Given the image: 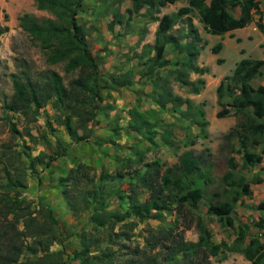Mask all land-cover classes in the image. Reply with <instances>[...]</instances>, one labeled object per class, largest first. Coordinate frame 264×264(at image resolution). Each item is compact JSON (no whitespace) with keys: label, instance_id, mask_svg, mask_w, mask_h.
I'll use <instances>...</instances> for the list:
<instances>
[{"label":"trees","instance_id":"16d2710c","mask_svg":"<svg viewBox=\"0 0 264 264\" xmlns=\"http://www.w3.org/2000/svg\"><path fill=\"white\" fill-rule=\"evenodd\" d=\"M176 1L132 0V6L127 8L128 19L135 14L158 23L153 44L143 45L149 46L153 53L137 73L140 78H147L155 84L153 76L157 75V70L172 64L176 69L174 79L186 86L188 92L198 93L205 81L202 78L189 80L187 71L203 75L207 68L194 63L198 51L191 43H182V39L171 32L177 17L186 16L187 23L191 25L190 13L196 10L207 33L223 35L245 27L258 14L257 27L262 30L260 0H209L208 4L205 0H187V5L176 12L158 15L161 8ZM83 3L84 0H35L36 8L48 12V16L23 13L18 17L21 28L37 41L47 64L62 65L65 74L76 73L67 82L54 69L46 70L38 78H33L28 72L21 77L13 75V94L10 101L3 103L2 110L3 113L17 112L24 117L26 125L22 130L9 122L10 130L13 135L26 136L33 145L41 141L39 136L32 134L29 124L38 118L41 109L48 103L58 112L53 121L64 128L71 140L80 142L93 137L96 143H102L92 132L93 123L101 110V90L117 85L128 87L136 75L128 69L110 75L104 81L105 85L109 81L108 86L102 84L97 56L92 52L86 29L78 18ZM235 7L240 9L238 16L230 11ZM118 23H122L121 20ZM7 30V25L0 24V35ZM194 31L191 28L189 32L193 41L196 38ZM143 38L144 35H141L138 41ZM168 46L175 48L181 56L174 61L167 58ZM221 46L219 42L211 51L217 53ZM184 53L187 56L184 57ZM261 68L264 70V59L242 58L216 88L219 109L215 116L237 117L235 124L223 134V139L228 141L225 146L228 156L220 188L208 189L214 180L203 162V154H195L191 149L184 150L171 165L160 159L144 162L143 171L134 168L116 175L101 171L95 177L89 174L92 170L90 164L78 162L65 176H60L61 192L70 213L79 216L87 212L88 227H82L78 233L79 247L71 252H67L64 232L52 208L34 203L22 195L27 187L28 174H37L36 167L47 166L58 153L50 155L41 150L32 156L28 145L18 149L1 144L0 264H73L72 261L78 264H211L209 257L217 255L224 247L241 253L250 264H264V218L255 223L259 235L248 239L246 227L238 225L235 242L244 245L234 247L226 246L223 241L212 242L210 229L199 210L200 203L206 201V213L232 227V214L237 203L242 197L252 195L251 184H260L263 180L259 175L247 179L244 174H239L235 157L241 159L245 170H252L263 158L264 85H251V80ZM165 94L168 95L165 100L153 98L159 110L179 113L181 117L189 113V98L170 92ZM183 104L186 105L185 111L180 108ZM199 113L204 116L202 111ZM139 118L136 124L130 122L129 128L152 142L157 122H151L145 113L139 114ZM192 122L204 133L205 120L198 122L192 118ZM47 125L52 129V122L47 121ZM194 143L191 141L189 145ZM127 165L130 166L131 162ZM126 177L127 187L122 188ZM114 180L119 182L117 186H113ZM139 188L148 192L143 200L139 197ZM113 199L117 203L112 207ZM258 207L264 211V202ZM172 210L184 220L189 217L190 223L179 228L172 222H162L164 214ZM148 220L159 223L135 232L140 223ZM192 222L198 230L196 241L184 237V231ZM55 244L61 245V248L53 249Z\"/></svg>","mask_w":264,"mask_h":264},{"label":"rangeland","instance_id":"374dc122","mask_svg":"<svg viewBox=\"0 0 264 264\" xmlns=\"http://www.w3.org/2000/svg\"><path fill=\"white\" fill-rule=\"evenodd\" d=\"M128 3L130 4L131 0H128V2L127 0H84L78 18L86 29L90 48L97 56L100 74L103 78L102 84L105 85L104 81L110 75L132 69L133 72H136L133 82L136 79L140 83H145L146 91L143 88L145 99L135 101L133 108L125 110L124 107L117 108L119 105H116V97L110 93L111 90L119 93L117 86L104 87L101 90V110L93 123L92 132L99 137L102 143H96L93 137L80 142L71 140L64 128L53 121L54 116L58 112L53 109L51 103H48L41 109L38 118L29 124L32 134L39 136L41 141V143L33 145L26 136L13 135L10 130L9 122L13 123L19 130H22L26 125L24 117L17 112L8 111L3 113L2 110L3 103L10 101L13 94V75L16 74L21 77L25 72H28L33 78H38L46 70L54 69L63 75L64 80L67 82L76 73L65 74L62 65L47 64L45 55L37 45V41L19 25L18 17L23 13H31L36 17H45L48 16V12L37 9L35 0H0V24L8 26V30L0 35V145L3 143L9 144L18 149L28 145L32 156L41 150L50 155L58 153L56 159L50 161L47 166L38 165L36 167L37 174H28L27 187L22 191V195L34 203L44 206L48 205L52 208L55 217L59 220L60 228L64 232L65 243L68 246L67 252L79 247L78 233L82 227H88L86 223L87 212L84 211L79 216H73L66 206L61 192L62 186L59 184V177L65 176L69 169L78 162L90 164L92 170L89 174L95 177H98L101 171L116 175L120 172H125V170L131 171L134 168H140L143 171V163L153 159H160L165 164L171 165L177 161L178 156L186 148H191L195 154H203V162L214 180V184L208 187L209 190L220 188V178L227 170L225 158L228 156V149L225 146H227L228 141L226 142L223 139V134L228 132L230 127L235 124L237 117L231 115L234 123L227 127L223 122L218 121L221 119L215 116L216 110L213 111V107L210 105L207 107L206 116L210 121L214 122L212 126L222 132L219 134L214 133L211 139H206L198 142L197 145L189 147L191 146L189 145L191 141H196L197 143L199 137L205 138L206 136L207 138L205 133L207 125L204 128V133H201L196 125L190 126L192 122L189 118H194L198 122L205 120V116L201 117L199 113L203 112V110L200 106L196 109H191L190 107L188 109L189 113L185 114L184 117L177 113L175 118L167 110H157L158 107L153 98L157 97L165 100L168 96L165 94L167 92L182 97L188 92V89L174 79L173 75L176 69L172 64L157 70V75L153 76L155 84L147 81V78H140L137 72L142 70L143 62L153 53L149 46L143 47V45L153 44V42L147 43L146 41L148 38L154 41L155 34L153 35L152 26L156 22L149 21L146 17H139L135 14L128 19L130 16L126 11V4ZM184 3L185 0H178L174 4H168L160 9L158 15L172 14ZM236 10H232L234 14L237 13ZM190 17L192 20L195 19L196 22L193 21L195 25L204 32L202 24L197 20L199 16L196 10L190 13ZM127 19L128 24L126 23ZM118 20H121L122 23H118ZM176 20L177 22L171 32L179 36L182 41L187 42L192 25L186 22V16H179ZM119 26L121 27L119 28ZM141 35H144V38L139 42ZM208 36V41L213 46L219 43L217 35L209 33ZM102 42L105 44L106 42L107 44L112 43L113 45L110 48L107 44L104 46ZM118 43L119 45L122 44V48L125 51H119L121 45L118 46ZM242 44L248 49V53L244 57H261V54L251 46L250 42H243ZM199 45L198 43L197 46ZM237 49L236 43H227L220 52L224 58L223 63L215 62L211 64L208 60L206 63L210 64L217 72H229L242 57L237 53ZM212 53L210 55L213 57L214 54ZM111 54L117 58L114 61L113 66H115V69L113 70L115 71L113 72L111 66H109L110 64L107 63V58ZM204 54L207 53L205 52ZM165 55L172 61L177 56H181L175 48L169 46L166 48ZM204 60H206V57ZM261 74H258L260 80L263 79ZM106 83L107 85L105 86H108L109 81ZM161 94L162 97H160ZM118 95H121V93ZM122 97L126 98L128 95L124 94ZM167 105L168 107L171 106L170 104ZM139 107L149 110L156 117V122L158 119L164 120L162 123L161 121L156 123L152 142L144 135L142 136L141 133L134 132L129 128L128 124L130 122L136 124L140 120L139 114H142V112ZM180 108L185 111L186 105L183 104ZM217 108L219 109V106ZM171 118H174V120ZM47 121L52 122V129L47 125ZM165 125H170V127L165 129ZM142 132H144V129ZM148 135H151V133ZM43 141H46V143ZM235 157L239 164L238 173H242L247 179H251L255 175L253 170L243 169L241 159L238 156ZM129 161L131 162L130 166L127 165ZM127 182L128 177L123 180L122 188L127 187ZM118 183L117 180H114L112 184L117 186ZM251 187L253 188L252 195L241 198L242 203L249 205V208L243 207L241 211L239 210L240 204L237 203L232 214L235 219L232 227L224 225L214 216L207 214L206 201L200 203L199 210L207 227L210 229L213 243L223 241L226 246H243L244 243L235 242L239 232L237 229L238 219L246 227L247 239L251 236L259 235L260 231L256 228L255 223L264 216V211L258 207L260 203L264 202V190H262L263 185L259 184H251ZM139 192L141 200L148 195V192L142 188H139ZM116 203V199H113L111 206H115ZM162 222H172L180 228L183 224L190 223V218L188 217L184 220L172 210L164 214ZM158 223L159 221L157 220H148L140 223L135 232L148 226L155 227ZM184 237L189 241L198 239V230L193 222L184 231ZM60 248L61 245L58 244L53 246V249ZM209 260L211 264H250L241 253L230 251L227 247H224L217 255L210 256ZM72 263L78 264L77 261H72Z\"/></svg>","mask_w":264,"mask_h":264},{"label":"crops","instance_id":"0c3cea01","mask_svg":"<svg viewBox=\"0 0 264 264\" xmlns=\"http://www.w3.org/2000/svg\"><path fill=\"white\" fill-rule=\"evenodd\" d=\"M127 2H128V0H127ZM205 3L208 4L209 0H205ZM131 4H132V0H131L130 4L129 3L126 4V7L130 8ZM186 5H187V0H185L184 5H182V6H186ZM182 6H180V7H182ZM234 9H237L236 14H234V12L232 11ZM260 10L262 12L260 22L263 25V29L261 30L257 27V21L259 20L260 15H258V14L254 15L253 20L248 25H246L245 27L228 31V32L224 33L223 35H217L219 42L222 44L221 49L217 53H212V51H211L213 44H211L208 41V38H209L208 34L209 33H207L204 30V28H203L204 32H202V30L195 25V23H194V22H196L195 19L191 20V25L193 26V28H192V26H191V28H192V30L195 29L194 33H195L196 38L193 41L192 37L190 36L189 40L187 42L182 41V40H181V42L182 43H191L194 50L198 51L197 52L198 54H197L196 58L194 59V63L196 65H198L199 67H206L207 72H205L203 75H198L192 71H187V76H188L189 80L195 81L197 78H202V79H204L205 83L198 93L187 92L182 97L190 99L191 109H196L200 106L201 109L203 110V113L205 116V121L207 122V126L205 128V133L207 135V138L206 137L205 138L199 137L197 139V143L195 141V143L189 147L197 145L198 142H202L206 139L207 140L211 139L213 137L212 134H214V133L219 134L222 132L221 130H216L214 128V126H212V124H214V122L210 121L207 118L206 112H207V107H209L210 105L213 107V111L218 110V108H217L218 107L217 106L218 105L217 104V95L215 94L216 88L225 76L231 74L233 69L230 70L229 72H224V71H218L217 72V71H215L216 69H213V67L210 64L206 63V61L208 60L211 64H213L215 62L216 63H223L224 58L222 57L220 52L223 49V47L225 46V44L232 43V42L236 43V45L238 46L237 53L240 56H242L239 60H241L242 58H247L244 56H246V54L248 53V51H247L248 49L246 46H243V44H242L243 42H250L251 46H253L254 49H257L258 52L261 54L260 59H264V0H260ZM230 11L235 16H238L240 13L239 7L230 8ZM197 20L199 21V18H197ZM199 23H201V22L199 21ZM130 24H132V22H130ZM157 24L158 23L156 22L154 24V26H152L153 35L155 34ZM120 27L121 26H119V28ZM202 27H203V24H202ZM124 29H126V28H124ZM99 42H101V41H99ZM146 42L152 43L153 41H152V39L148 38ZM103 43L104 42H102V44ZM198 43L200 44L199 46H197ZM106 44H107V42H106ZM106 44L104 43V46H106ZM107 45H108V47L111 48L113 44L110 43ZM117 45L118 46L121 45L119 51H125V49L122 48V44L119 45V43H118ZM198 47H199V49H198ZM205 52L207 54H204ZM109 53H110V51H109ZM211 53L214 54L213 57L210 55ZM185 56H187L186 53H184V57ZM205 57H206V60H204ZM167 58H169V57L167 56ZM250 58H252V57H250ZM116 59H117L116 56L112 55V54L109 55L107 58V63L110 64L109 66H111L112 72L115 71V70H113V69H115V66H113V65H114V61ZM236 63H235V65H236ZM259 73H262L261 74V78H263L262 80H260V78H258ZM144 84H145L144 82L140 83L136 79H134V82L131 86L124 87L121 85H117V88L119 89V91H120L119 93H121V95H118L119 94L118 92H114L111 90L110 93L116 97V99L114 97V99L116 101V105H119L117 108L124 107L125 110H130L131 107L132 108L134 107L135 101H137L139 99L144 100L145 95L143 92V88L145 89L144 91H146V86H144ZM251 85L253 87H257L259 85H264V70H263V68H261L259 70V72L257 73V75L251 80ZM124 94L128 95V97H126V98L122 97V96H124ZM151 106H153V105H151ZM158 109L159 108H157V110ZM139 110H141L142 113H145L146 117H148L151 122H156V117H154L153 114L151 112H149V110H145L142 107H139ZM169 113L171 115H174V118H175L176 113H174L172 111H170ZM174 118H171V119L174 120ZM189 119L192 122V118H189ZM219 119H221V120H218V121L223 122L227 127H230L234 123L231 116L222 117ZM160 121L162 123L164 120L163 121L161 119L157 120V122H160ZM190 126H194L193 122ZM167 127H170V125H165V129ZM189 149H191V148H189ZM185 150H188V148H186ZM262 155H263L262 161L260 163H258L254 167V169H252V170H253V173H255V175H259L262 177L263 180L259 185H263L262 190H264V151H263ZM251 189H253V188L251 187ZM238 204H240L239 210H241V211H242L243 207L249 208V205H245L244 203H242V200L240 202H238ZM262 218H264V216H262ZM234 221H235V219H234ZM237 223H238L237 225H242L244 227V224L241 223L239 219H238Z\"/></svg>","mask_w":264,"mask_h":264}]
</instances>
